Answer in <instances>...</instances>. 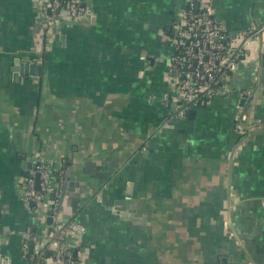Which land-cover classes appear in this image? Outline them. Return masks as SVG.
<instances>
[{
	"label": "crops",
	"instance_id": "crops-1",
	"mask_svg": "<svg viewBox=\"0 0 264 264\" xmlns=\"http://www.w3.org/2000/svg\"><path fill=\"white\" fill-rule=\"evenodd\" d=\"M76 1L86 16L47 29L35 0H0V264H31L29 226L50 235L24 199L36 153L51 197L71 169L55 220L86 228L76 264H264V35L227 93L177 118L171 33L191 0ZM212 2L229 39L264 26V0ZM25 63L41 74L16 77Z\"/></svg>",
	"mask_w": 264,
	"mask_h": 264
},
{
	"label": "built area",
	"instance_id": "built-area-1",
	"mask_svg": "<svg viewBox=\"0 0 264 264\" xmlns=\"http://www.w3.org/2000/svg\"><path fill=\"white\" fill-rule=\"evenodd\" d=\"M34 4L47 29L58 26L63 19H77L88 13L87 7L76 0H35ZM259 33L264 35V26L259 30L240 32L229 39L225 27L216 17L212 0L189 1L171 33L173 54L169 60V74L178 102L173 117L181 118L195 108L209 106L216 96L227 93L228 78L246 55L250 41ZM247 94L240 93L241 96ZM244 119L246 115L242 113L241 120ZM66 163L63 161L57 171L59 179ZM54 174L51 165L36 153L35 163L23 182L25 201L33 203V209L39 214L52 212L54 219L50 235L44 241L34 233L32 225L25 231L22 248L31 264H76L74 249L78 245L70 239L80 237L86 230L76 220H55L63 192L57 189L51 197ZM37 176L39 189L36 187ZM31 245L33 252H29Z\"/></svg>",
	"mask_w": 264,
	"mask_h": 264
},
{
	"label": "water",
	"instance_id": "water-1",
	"mask_svg": "<svg viewBox=\"0 0 264 264\" xmlns=\"http://www.w3.org/2000/svg\"><path fill=\"white\" fill-rule=\"evenodd\" d=\"M197 7H199V3H197ZM59 11H57L58 13ZM48 13L50 14V11H48ZM262 27L260 28H256V30H259L261 29ZM259 36H260V33H259ZM19 59L16 60V63L18 62ZM260 61H261V67L264 68V52H261L260 54ZM41 66L39 64H36V63H25V64H21L19 67L15 66L14 70L16 72L15 76L18 77L19 76V72H22L24 71L23 69H26L29 70V68L31 69V72L32 74H41L39 72V69ZM36 69V70H35ZM18 72V73H17ZM71 169L68 170V172L66 173V176H65V190L63 191V194H62V197H61V202H60V206H59V209H58V212L57 213H60L62 207H63V202H64V199H65V195H66V192L68 191V188L67 186L68 185H73L72 182L70 181V173ZM28 175V173H27ZM36 187L39 189L40 188V179H39V176L36 177ZM53 196H55V192L53 193ZM77 207V204L74 206V209ZM123 208V207H122ZM126 216H132L131 214L127 213ZM47 222L50 224V228H49V233L51 232L52 230V224L54 222V219H53V213L52 212H48V217H47ZM33 248L34 246L31 245L30 246V249H29V252H33ZM77 254H78V248H75L74 249V256L76 259H78L77 257Z\"/></svg>",
	"mask_w": 264,
	"mask_h": 264
},
{
	"label": "trees",
	"instance_id": "trees-1",
	"mask_svg": "<svg viewBox=\"0 0 264 264\" xmlns=\"http://www.w3.org/2000/svg\"><path fill=\"white\" fill-rule=\"evenodd\" d=\"M33 231H34V233H36V230L35 229H33Z\"/></svg>",
	"mask_w": 264,
	"mask_h": 264
}]
</instances>
